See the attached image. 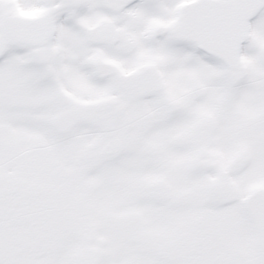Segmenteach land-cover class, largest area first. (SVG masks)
Returning <instances> with one entry per match:
<instances>
[{"label":"snow or ice","instance_id":"snow-or-ice-1","mask_svg":"<svg viewBox=\"0 0 264 264\" xmlns=\"http://www.w3.org/2000/svg\"><path fill=\"white\" fill-rule=\"evenodd\" d=\"M0 264H264V0H0Z\"/></svg>","mask_w":264,"mask_h":264}]
</instances>
